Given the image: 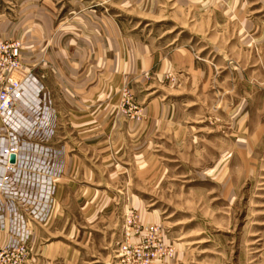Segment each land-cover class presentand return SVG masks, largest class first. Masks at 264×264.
Wrapping results in <instances>:
<instances>
[{
    "label": "rangeland",
    "instance_id": "obj_1",
    "mask_svg": "<svg viewBox=\"0 0 264 264\" xmlns=\"http://www.w3.org/2000/svg\"><path fill=\"white\" fill-rule=\"evenodd\" d=\"M0 38L50 201L0 264H264V0H0Z\"/></svg>",
    "mask_w": 264,
    "mask_h": 264
},
{
    "label": "built area",
    "instance_id": "obj_2",
    "mask_svg": "<svg viewBox=\"0 0 264 264\" xmlns=\"http://www.w3.org/2000/svg\"><path fill=\"white\" fill-rule=\"evenodd\" d=\"M19 51L18 42H7L0 38V69L4 74L2 76L4 85L0 88V111L4 113L11 112L18 100L22 98L20 90L27 94L28 104H32L31 109L39 105L41 100L40 91L29 86V79L24 75L20 77L17 75ZM11 153L16 155L14 163L9 162ZM23 155L24 153L15 148L7 150L3 159V171L0 174V210L7 208L14 213L15 229L21 226L18 209L24 211L31 219L40 221L45 218L50 207V201L43 198L46 194L48 195L49 191L43 193L40 190V176L36 180V185H34V181H28L21 176L24 167L27 166L21 160ZM38 157L40 158V154ZM31 169L40 171V166L36 164ZM38 175L40 174L38 173ZM18 243V241L12 240L3 245L0 248V256ZM21 249L24 247L21 246ZM122 249L125 250L126 247L122 246Z\"/></svg>",
    "mask_w": 264,
    "mask_h": 264
},
{
    "label": "crops",
    "instance_id": "obj_3",
    "mask_svg": "<svg viewBox=\"0 0 264 264\" xmlns=\"http://www.w3.org/2000/svg\"><path fill=\"white\" fill-rule=\"evenodd\" d=\"M2 171L3 166H0V174ZM55 202L56 201H54V205ZM18 213L22 218L21 223L23 227L21 226V229H15L14 213L12 211L7 208L0 210V247L6 245L13 239H18L19 235L22 234L27 236L28 242L32 243V245H35L38 242V239L40 238V221L31 219L30 216L21 209H18ZM49 217L51 216L49 215ZM49 217L47 219L48 221H50Z\"/></svg>",
    "mask_w": 264,
    "mask_h": 264
},
{
    "label": "water",
    "instance_id": "obj_4",
    "mask_svg": "<svg viewBox=\"0 0 264 264\" xmlns=\"http://www.w3.org/2000/svg\"><path fill=\"white\" fill-rule=\"evenodd\" d=\"M16 155L14 153H11L9 156V162L14 163L15 162Z\"/></svg>",
    "mask_w": 264,
    "mask_h": 264
},
{
    "label": "bare ground",
    "instance_id": "obj_5",
    "mask_svg": "<svg viewBox=\"0 0 264 264\" xmlns=\"http://www.w3.org/2000/svg\"><path fill=\"white\" fill-rule=\"evenodd\" d=\"M9 150V149H8Z\"/></svg>",
    "mask_w": 264,
    "mask_h": 264
}]
</instances>
